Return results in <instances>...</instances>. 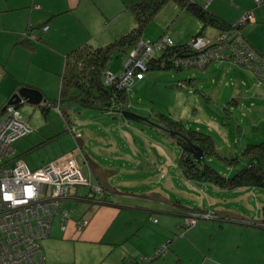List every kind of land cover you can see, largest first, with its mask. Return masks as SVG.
<instances>
[{
  "label": "rangeland",
  "instance_id": "374dc122",
  "mask_svg": "<svg viewBox=\"0 0 264 264\" xmlns=\"http://www.w3.org/2000/svg\"><path fill=\"white\" fill-rule=\"evenodd\" d=\"M94 1L96 7L98 3L101 9H113L114 0ZM171 2L165 3L157 11L145 27L142 39L153 40L162 34L175 42L173 31L180 25H184L185 32L189 31L192 22L186 18L185 21L180 19L174 24L178 15L177 10L172 9ZM3 12L11 14L7 10ZM3 12H0V17ZM124 12L129 13V10ZM186 16L194 20L188 13ZM60 20L62 19L58 18L59 24L62 23ZM212 29L206 27L204 32L209 35L213 32ZM60 30L54 36L56 33L58 36L63 34ZM3 37L4 33L0 31V95L10 94L17 81H23L40 89L44 96L56 98L65 51H59L57 44L51 45L45 38L34 40V47L30 49L13 43L4 45ZM187 38H182V42ZM128 58L126 51L113 54L108 60L106 72L120 74ZM232 66V63L215 61L206 68L171 67L138 71L134 74L133 84L126 91V104L123 108L141 119H127L117 107L101 112L96 108L81 106L74 100L61 103L68 121L74 122L73 125L83 132V136L89 139L88 142L94 145L98 141H92L94 133L107 138L105 140L109 141V145L105 150L112 155L117 154L120 160L115 165L118 169L119 163L123 164L124 170L112 172L111 181L118 191H122L117 192L118 200L123 195L129 196L142 205L140 209L132 210V218L141 223L140 235L145 242L146 251L144 256L151 258L160 245L166 244L155 258L149 259L148 264H170L174 253L180 254L191 264H214L204 260L208 254L216 256L220 264H229L230 260L241 257L240 250L236 248L239 238L242 236L243 241L246 233L240 230V224L224 222L223 231L212 234L211 226H217L220 222L214 214L208 219L200 218L194 225L185 228L182 225L184 216L166 213L162 201L154 200L152 196L129 194L131 192L128 191L161 192L190 206L209 205L208 210L211 212L216 208L226 209L251 218H257L261 214L264 187L222 188L182 177L178 168L181 147L170 136L169 131L165 130V125L157 122L158 113L161 112L180 119L187 127L209 133L215 149L225 156L239 153L246 142L264 140V98H252V95L237 98L238 92L234 93L237 82ZM253 77L257 78L255 75ZM6 99L2 102L3 106L8 102ZM44 102L42 98L40 103ZM17 109L25 118L29 130L14 142V146L28 166L33 168L42 160H49L59 154L62 144L68 139L62 111H57L52 106L44 111L40 106L27 101L18 104ZM252 121L258 128H253ZM204 159L223 175L233 174L243 165V161H240L229 166L218 156H205ZM75 191L79 195L92 193L87 185L76 186ZM84 200H64L62 206L75 211L81 206H87L88 201ZM152 218L157 221L153 222ZM55 226L56 220L52 223V227ZM193 226L194 231H190ZM152 229H159L160 234L152 233ZM248 230L255 229L248 227ZM195 232L199 238H194ZM248 235L250 240H255L251 233ZM158 238L159 242L153 246L152 242ZM150 243L153 247L150 246L149 249ZM244 262L246 264L247 261ZM247 264L262 263L250 261Z\"/></svg>",
  "mask_w": 264,
  "mask_h": 264
},
{
  "label": "crops",
  "instance_id": "0c3cea01",
  "mask_svg": "<svg viewBox=\"0 0 264 264\" xmlns=\"http://www.w3.org/2000/svg\"><path fill=\"white\" fill-rule=\"evenodd\" d=\"M133 1L135 0H114L113 9L110 11V9H101V6L98 3L97 8L94 0H0V12H3V10L11 11V14L3 12L0 17V31L4 33L3 44L9 45L10 43H13V45H22L23 47H30V49H32L34 47V42L31 45H27L26 43L19 41L22 39V33L29 28L33 32L37 29V32L35 33L39 35V40L45 38L51 45L57 44L59 46L58 50L61 52H66L68 49L84 42L103 44L132 27L134 24V19L132 18L133 15L129 9V13H125L124 11L127 10L125 6ZM195 1L205 4L208 9L228 22H235L245 10L251 11L253 14V21H248L243 26V33L249 43L264 57V1L260 4H256L254 0ZM171 3L172 9H175V11L177 10L176 14L178 15L174 24L180 19L184 20L185 18L192 22L191 28L188 32H185L184 25H180L178 29L173 31L176 36L175 42H182V38H187L189 36L186 39L188 40L192 34L199 29L200 22L189 12L184 9H179L174 1ZM35 4H38V6H34ZM12 10L15 12H12ZM122 12H124V14H122ZM187 13L191 15L194 19L193 21L186 16ZM117 16L118 18L116 19ZM58 18L62 19L60 20L62 21L61 24L58 23ZM43 23L47 24V28L40 30L38 25ZM205 28L202 33L206 36H212L218 31L211 27L213 28V32L208 35L204 32ZM59 29H61L60 32H63V34L60 33V36H58V33H56V36H54L55 32ZM215 61L232 63V65H234L232 66V69L234 70L237 82L234 86V91L236 90L234 93L238 92L237 98H240L243 95H252V98H264V87H262L264 81H261L258 78H256L257 80L254 79L253 75L255 74H251L249 71L251 70L250 68L236 62L232 58L213 59L204 66H191L189 68H206ZM214 66H216V64H214ZM24 85L29 88H36L32 84L17 81L15 88L10 94L4 93L0 95V111L3 106L2 102L5 98H7L6 101L9 100L12 95L18 91V88H21ZM38 90L42 93L45 102L47 100H52L53 102L58 100V95L56 98L47 97L43 95V92L40 89ZM23 102L26 101L24 100ZM28 103L39 106L38 103ZM59 105L64 113L65 110L60 101ZM48 107H46L45 110L48 109ZM99 111L103 112L108 110ZM63 115L67 120L66 131L68 132V139L66 143L62 144L60 153L72 148L74 143H77L81 150V152L77 154V159L85 170H89L92 182L99 186L106 187L107 189L101 190L99 193L97 192L98 194L96 195L98 196L92 193L94 194L93 198L76 194V191L74 190L73 194L64 199L65 201H68L69 199L76 201L85 199L84 201H88V203L87 206H81L75 211L69 209L71 211V216L66 221L64 229L59 228L58 215H54L50 223L48 234L40 239L43 256L41 264H132V261L130 260L144 256L146 251L144 249L145 242L140 235L141 223L132 218V210H138L142 205L138 203L137 199L129 196L123 195V198L118 200L117 196L119 194L117 192L122 191H118L114 186V183L111 181L112 172L124 170V166L119 163L118 169L115 165V163L120 160L117 158V154L112 155L110 151L105 150L106 146L109 145V141L105 140L107 138H103L100 134L94 133L92 141L96 142L94 139L98 141L92 145L90 141L88 142L89 139L83 136V132L76 129L77 127L73 125L74 122L68 121L66 112ZM251 125L253 128H258L254 124V121L251 122ZM120 152L122 155H125L124 151L120 150ZM89 153L90 155H88ZM14 155L23 159L22 154L17 153L16 147ZM52 158L53 157H51V159ZM46 161H48V159L42 160L35 167ZM95 170L97 173H95ZM128 170L130 171V169ZM128 193L140 196L144 193H150L149 196L154 197V200H160L163 202V210L166 213L179 215L166 210L169 206L165 201L173 200V197H169L157 191L138 192L131 190L128 191ZM87 194H90V192ZM104 195L107 201L97 200ZM183 205L196 212H205L209 209V205L202 207H196L194 205L190 206L186 203ZM214 210L222 209L216 208ZM79 217L86 220L85 225L81 229H77L74 225L75 219ZM153 219L154 218H152L153 222L157 221L156 218L155 221ZM54 220H56V226L52 227ZM224 222L238 223L242 226L240 230L242 232L245 231L246 233L243 241L241 239L242 236L239 238L240 240H238V246L236 248L240 250L241 257L235 258V260H230L229 264H244V260L247 261L246 264L250 261H257L258 263L261 262L264 264V228L231 220H221L218 222L217 226H211L212 234L222 232V223ZM195 223L189 225V227ZM248 227L255 230H248ZM194 229L193 226L190 231H194ZM158 230L152 229V233L160 234ZM248 233H251L255 240H250ZM193 236L194 238H199L197 232H195ZM159 240L160 239L158 238L157 241H153V246L159 242ZM241 243L242 246H239ZM150 246L153 247L151 243L149 249L151 248ZM175 257H181V255L174 253L172 262ZM206 259L214 264H220V261H217L216 256L213 254L206 255L204 260ZM183 261L187 264H191L184 259ZM172 262L170 264H172ZM146 264H148V261Z\"/></svg>",
  "mask_w": 264,
  "mask_h": 264
},
{
  "label": "built area",
  "instance_id": "2783aa9c",
  "mask_svg": "<svg viewBox=\"0 0 264 264\" xmlns=\"http://www.w3.org/2000/svg\"><path fill=\"white\" fill-rule=\"evenodd\" d=\"M263 1L254 0L256 4ZM248 21H253V14L246 10L233 26L217 31L212 36L202 34L192 37L190 55L175 61L187 68L204 66L213 59L232 58L250 68L259 80L264 81V57L241 32ZM46 28V24L41 26V30ZM24 36L30 40L38 39L33 31L26 32ZM170 44H173L172 39L165 35L152 41L139 40L128 51L129 58L124 70L116 78L106 72L105 82L115 81L118 87H129L134 80L135 70L144 69L146 57L155 49L160 50ZM50 104L59 110L58 100ZM28 130L29 126L17 105L7 102L0 112V264H41L40 239L48 234L54 215H58L60 229L65 228L71 216V211L62 206L63 200L73 194L79 185H87L96 193L101 191V187L92 182L89 170H85L77 159V154L81 152L77 143L34 168L14 155V142ZM199 216L211 218L212 213L188 214L184 216L182 225L187 227L195 223ZM85 223L82 217L74 221L77 229H81ZM165 246L160 245L154 254H159ZM149 259L141 256L135 264H146Z\"/></svg>",
  "mask_w": 264,
  "mask_h": 264
},
{
  "label": "trees",
  "instance_id": "16d2710c",
  "mask_svg": "<svg viewBox=\"0 0 264 264\" xmlns=\"http://www.w3.org/2000/svg\"><path fill=\"white\" fill-rule=\"evenodd\" d=\"M167 1L169 0H135L125 6L133 15L134 24L131 28L106 43L92 44L90 42H84L64 52L58 89V101L62 103L65 100H74L81 106L99 110H110L111 107L122 109L126 104V91L131 85L126 88L118 87L115 81L105 82L104 75L106 74L108 60L113 54L119 51L128 52L133 48L141 40L145 27ZM172 1L176 3L179 9H184L189 12L200 22L199 29L184 42H173V44L167 45L160 50L155 49L144 60V69H136L134 74L138 71L144 72L148 69H168L171 67L180 69L182 67L175 60L184 55H190V39L192 37L202 35V31L206 26H211L221 31L234 25V22L226 21L208 9L203 3L195 0ZM42 25L44 23L38 25L40 30ZM242 29L243 27L241 28V32ZM29 31L32 30L30 28L25 30L22 33V39L19 41L27 45L33 44L34 40H30L24 36ZM242 35L247 40L243 32ZM113 76L116 78L118 75ZM50 102L53 101L47 100L43 104L39 102L38 105L41 109L45 110L46 107L51 106ZM59 111H62L60 105ZM64 120L67 123L65 118ZM157 122L165 125V130L169 131L170 136L175 138L181 147V152L178 157V168L180 174L185 179L211 183L222 188H235L240 186L264 187V140L246 142L239 153L225 156L220 155L215 149L213 138L209 133L187 127L180 119L173 118L161 112L158 113ZM196 147L202 151V156L196 157L193 155V149ZM205 156H218L229 166L235 165L240 161H243V165L233 174L223 175L205 161ZM95 173H97L96 170ZM100 187L101 190L107 189L103 186ZM90 190L92 191L91 188ZM92 193L97 194L93 191ZM92 193L84 194L83 196L93 198L94 194ZM149 194L144 193L141 195L149 196ZM97 200L107 201L105 195ZM165 203L169 206L166 210L174 214L186 216L188 214L202 213L183 205L177 199L165 201ZM211 213L212 217L214 214L220 221L231 220L264 228V205H262L261 214L257 218L247 217L226 209L214 210ZM199 218L201 217L199 216ZM157 255L158 253L154 254L150 259L155 258ZM136 260L132 259L130 261H132V264H135L137 263ZM172 264L187 263L181 257H175Z\"/></svg>",
  "mask_w": 264,
  "mask_h": 264
},
{
  "label": "water",
  "instance_id": "95a60500",
  "mask_svg": "<svg viewBox=\"0 0 264 264\" xmlns=\"http://www.w3.org/2000/svg\"><path fill=\"white\" fill-rule=\"evenodd\" d=\"M43 98L42 93L36 88L22 87L8 100V102L15 103L16 105L22 103L24 100L31 103H38ZM119 112L127 119H138L141 117L130 112L127 108L119 109ZM191 147V146H190ZM192 149V148H191ZM193 155L196 157L202 156V151L199 148L193 149Z\"/></svg>",
  "mask_w": 264,
  "mask_h": 264
}]
</instances>
